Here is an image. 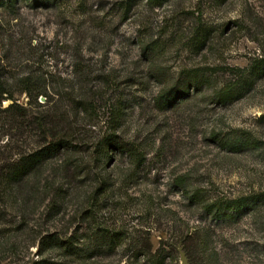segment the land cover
Returning <instances> with one entry per match:
<instances>
[{"label": "rangeland", "instance_id": "374dc122", "mask_svg": "<svg viewBox=\"0 0 264 264\" xmlns=\"http://www.w3.org/2000/svg\"><path fill=\"white\" fill-rule=\"evenodd\" d=\"M261 57L264 0L0 1V264H264Z\"/></svg>", "mask_w": 264, "mask_h": 264}, {"label": "trees", "instance_id": "16d2710c", "mask_svg": "<svg viewBox=\"0 0 264 264\" xmlns=\"http://www.w3.org/2000/svg\"><path fill=\"white\" fill-rule=\"evenodd\" d=\"M0 1H4V0H0ZM10 1H12V0H10ZM13 1H16V0H13ZM151 1H153V0H151ZM154 1L156 3H160V2L165 1V0H154ZM248 70H250V72L252 74H255L256 76L264 75V57L255 58L254 60H252L248 69H240V68L239 69H237V68L231 69L230 70L231 73H234V75L237 76V79L235 80L236 84H239L242 82V80L244 79V75ZM190 75L192 76V82H194L195 86H197L198 88H200V86L202 87L208 83V80L204 76H202V78L198 77V70H193V73H191ZM248 89L245 90V92L248 91ZM241 94H239V95H241ZM183 95H184V93H182L179 88L174 86V87H170L169 89L162 91L158 97H159L160 101L162 103H164V105H170V104H172V102L175 99L180 98ZM215 95H216L219 103H227V102L233 100L232 93L229 89L222 88ZM251 143H252L251 141L246 140V142H243L242 144L238 143L239 145L238 144L234 145V143L229 144V147L232 148L233 150H239V149H242V147H245L247 145H252ZM254 143L255 144H253V145L255 147L259 145L257 142H254ZM61 146H62L61 141H58V142L49 143L47 146L40 149L36 154L29 157V162H28L27 166L25 167L26 169L24 170L21 168L22 169L21 173L27 174V172H28V174H29V172H31L33 169L32 163H34L35 161L39 162L41 159H46L50 154L57 151V149ZM23 168H24V166H23ZM18 173H19V171H18ZM258 202H264V191L257 193V194L249 195L246 197L219 200L217 212H219V211H222L223 213H228L229 211L240 212L242 209H244V208L247 209V208H249L250 205H254ZM215 205L216 204L212 205L211 208H208V209H212Z\"/></svg>", "mask_w": 264, "mask_h": 264}, {"label": "water", "instance_id": "95a60500", "mask_svg": "<svg viewBox=\"0 0 264 264\" xmlns=\"http://www.w3.org/2000/svg\"><path fill=\"white\" fill-rule=\"evenodd\" d=\"M179 252H180V257H181V264H190L188 257L186 256V253L182 249V247H179ZM31 264H33V262Z\"/></svg>", "mask_w": 264, "mask_h": 264}]
</instances>
